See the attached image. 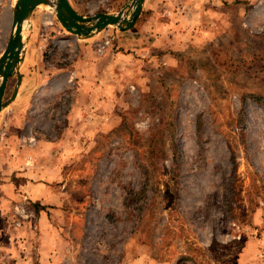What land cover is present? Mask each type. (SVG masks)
<instances>
[{"label":"rangeland","instance_id":"374dc122","mask_svg":"<svg viewBox=\"0 0 264 264\" xmlns=\"http://www.w3.org/2000/svg\"><path fill=\"white\" fill-rule=\"evenodd\" d=\"M108 1L90 0L88 14L113 10ZM12 4L0 0V50ZM146 13L124 34L107 26L85 38L61 27L47 5L30 14L31 40L51 65L48 85L68 84L50 111H35L33 127L55 136L66 123L76 80L68 72L83 45L118 52L126 68L111 95L101 90L103 103L86 106L84 121L71 113L70 149L55 153L63 166L57 198L42 213L58 243L53 262L264 264V0L216 3L208 34L198 25L195 36H175L163 49H144L145 40L131 49L125 40L137 37ZM34 217L19 228L10 218L18 239L32 233L30 246H0V264L22 254L52 262V251L38 248Z\"/></svg>","mask_w":264,"mask_h":264},{"label":"crops","instance_id":"0c3cea01","mask_svg":"<svg viewBox=\"0 0 264 264\" xmlns=\"http://www.w3.org/2000/svg\"><path fill=\"white\" fill-rule=\"evenodd\" d=\"M128 1L109 0L108 2L114 7L108 13H115ZM68 2L78 14L89 15L86 8L90 0H68ZM230 2L231 0H143L141 10L133 25L147 11L145 20L133 33V35L138 34L137 37L125 41L131 49L135 50L142 40H145L142 44L144 49H163V46L168 45L169 42L174 43L175 39L179 40L181 37L185 39L187 34L195 36L198 32V25L205 24L202 29H205L208 34L209 28L212 27L207 24L209 25V22L214 24L216 3ZM172 3H174L173 7ZM163 14L166 15L162 18L158 17ZM111 28L120 34L126 33V30H118L113 26ZM172 33H174V38L170 37ZM32 34L33 32L28 33L19 58L20 80L16 85V92L12 100L0 109V246L19 252L20 246L26 243L25 253L28 252L32 233L22 232V230V236L25 237L18 239V235L13 234L14 230L10 225V210L13 204L26 198L30 204L36 203L38 208L33 211L39 232L36 238L38 248L44 245L52 251L50 264H54L56 250L53 248H56L58 243H54L52 236L48 234L49 228L44 226L46 219L42 213L45 214L43 205L57 198L55 184L61 178L58 169L63 166L55 153L66 152L70 149L69 143H66L64 138L72 132L69 126L72 115L84 121L86 118H81V115L86 113V106L103 103L101 90L110 87L109 95H111L113 84L116 83L115 75H121L126 68L118 63L120 58L118 52H110L108 49L102 53L92 52L88 45H83L81 49L83 51L78 55L75 65L72 66L73 69L68 72H72L76 78V80L73 78L75 92L71 101L72 107L70 113L66 115V123L63 119L62 126L54 136L55 129L52 127H47L45 124L41 127H33L31 116L36 110L50 111L51 104H54L58 97L55 95L56 92H63L68 84L58 89L48 85L47 80L50 77L48 66L51 67V65H46L42 53L36 49L31 40ZM116 36L119 38L120 35ZM118 43L122 42L118 40ZM58 69H61L60 66ZM69 79L68 76L67 80ZM15 83V75H10L3 89L2 101L11 96ZM35 105L48 106L36 109ZM22 255V258L18 256L19 259L15 258L14 261H10V264H31L28 255ZM44 258V255L40 254L38 260L43 262Z\"/></svg>","mask_w":264,"mask_h":264},{"label":"water","instance_id":"95a60500","mask_svg":"<svg viewBox=\"0 0 264 264\" xmlns=\"http://www.w3.org/2000/svg\"><path fill=\"white\" fill-rule=\"evenodd\" d=\"M143 0H129L115 13L97 12L92 15H80L69 4L68 0H15L11 9L10 30L6 42L0 51V109L12 100L16 85L20 80L18 72L19 58L29 33L21 34L22 22L28 21L32 10L39 4L47 5L61 27L77 38L91 36L107 26L118 30L131 28L138 16ZM15 75L16 83L8 99L1 100L7 78Z\"/></svg>","mask_w":264,"mask_h":264},{"label":"built area","instance_id":"2783aa9c","mask_svg":"<svg viewBox=\"0 0 264 264\" xmlns=\"http://www.w3.org/2000/svg\"><path fill=\"white\" fill-rule=\"evenodd\" d=\"M109 40L104 38L101 46L97 47L100 51L103 45L107 44ZM33 216V212L27 207V199L23 198L21 201L13 204L10 210V218L14 228H19L22 224Z\"/></svg>","mask_w":264,"mask_h":264},{"label":"bare ground","instance_id":"6f19581e","mask_svg":"<svg viewBox=\"0 0 264 264\" xmlns=\"http://www.w3.org/2000/svg\"><path fill=\"white\" fill-rule=\"evenodd\" d=\"M39 5H42V4H39ZM39 5H38V6H39ZM27 22H28V21H26V20H24V21L22 22V31H21L22 37H23V34H24V28L28 26V23H27Z\"/></svg>","mask_w":264,"mask_h":264},{"label":"trees","instance_id":"16d2710c","mask_svg":"<svg viewBox=\"0 0 264 264\" xmlns=\"http://www.w3.org/2000/svg\"><path fill=\"white\" fill-rule=\"evenodd\" d=\"M32 205V204H31ZM38 208H37V204L36 203H33V205H32V210L33 211H35V210H37Z\"/></svg>","mask_w":264,"mask_h":264}]
</instances>
